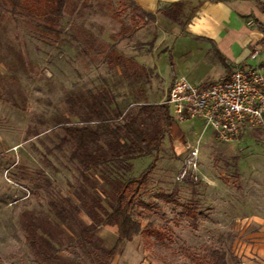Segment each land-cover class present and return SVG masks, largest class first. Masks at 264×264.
Wrapping results in <instances>:
<instances>
[{
	"label": "rangeland",
	"instance_id": "obj_1",
	"mask_svg": "<svg viewBox=\"0 0 264 264\" xmlns=\"http://www.w3.org/2000/svg\"><path fill=\"white\" fill-rule=\"evenodd\" d=\"M39 25L51 24L0 0V264H206L213 252L225 264H264V132L222 144L198 121L164 138L131 212L144 233L107 257L116 234L92 229L86 211H109V187L100 171L81 168L61 128L84 124L90 94L105 93L122 115L165 102L170 38L128 0H66L59 37ZM150 161H132L128 175ZM193 203L195 221L186 216Z\"/></svg>",
	"mask_w": 264,
	"mask_h": 264
},
{
	"label": "trees",
	"instance_id": "obj_2",
	"mask_svg": "<svg viewBox=\"0 0 264 264\" xmlns=\"http://www.w3.org/2000/svg\"><path fill=\"white\" fill-rule=\"evenodd\" d=\"M11 11L20 9L26 14L43 18L49 25H39L44 33L59 37L61 32L55 26L63 17L66 0H8ZM136 11L149 20L154 21L155 15L138 8L128 0ZM264 13V0H252ZM197 9V8H196ZM195 8L187 14L182 22V4L174 3L160 7L159 14L172 22L180 23L182 31L194 17ZM73 102V101H71ZM87 119L81 126H63V143L73 147V154L78 158L81 168L85 172L100 171L101 178L108 189L101 193L106 199L109 211L102 209L99 216L94 207L86 211L92 229L99 225L116 234L114 245L106 251L109 259L121 254L125 243L133 240L137 235L143 234L142 224L135 220L131 212L135 208L136 199L141 189L148 183L150 175L156 168L158 154L166 137L177 140L182 132L170 116L165 102L158 104L144 103L138 107L134 115L121 114L112 107V102L105 93L90 94L87 104ZM161 123L162 128L152 126L147 128L146 122ZM151 123V124H152ZM151 157L150 163L135 177L129 176L131 162L134 160ZM87 179L88 176H85ZM88 180V179H87ZM51 209L61 221H67L69 214L62 206L51 203ZM196 204L186 209V216L195 221ZM89 234V229L82 231ZM215 260L206 264H225L222 256L211 253ZM197 264H202L198 262Z\"/></svg>",
	"mask_w": 264,
	"mask_h": 264
},
{
	"label": "crops",
	"instance_id": "obj_3",
	"mask_svg": "<svg viewBox=\"0 0 264 264\" xmlns=\"http://www.w3.org/2000/svg\"><path fill=\"white\" fill-rule=\"evenodd\" d=\"M130 1L142 11L154 14L165 25L170 43L163 55L168 56L172 78L185 76L193 84L206 86L227 80L237 67H253L264 73V13L254 1ZM174 3L182 4V22L195 8L196 13L184 31L180 23L156 14L160 7ZM254 51L257 55L252 59ZM189 55H193L195 65L187 68L184 63ZM218 69L223 72H217Z\"/></svg>",
	"mask_w": 264,
	"mask_h": 264
},
{
	"label": "built area",
	"instance_id": "obj_4",
	"mask_svg": "<svg viewBox=\"0 0 264 264\" xmlns=\"http://www.w3.org/2000/svg\"><path fill=\"white\" fill-rule=\"evenodd\" d=\"M256 55L254 51L251 58ZM165 103L175 124L198 121L216 141L227 144L247 129L264 132V73L253 67H237L227 80L206 86L177 76L169 86ZM195 156L193 151L188 162L194 170Z\"/></svg>",
	"mask_w": 264,
	"mask_h": 264
}]
</instances>
